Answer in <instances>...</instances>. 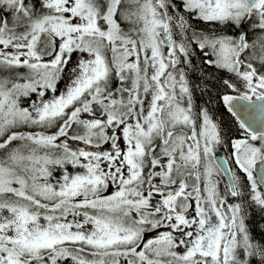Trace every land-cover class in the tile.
Listing matches in <instances>:
<instances>
[{
    "label": "snow or ice",
    "instance_id": "1",
    "mask_svg": "<svg viewBox=\"0 0 264 264\" xmlns=\"http://www.w3.org/2000/svg\"><path fill=\"white\" fill-rule=\"evenodd\" d=\"M0 264H264V0H0Z\"/></svg>",
    "mask_w": 264,
    "mask_h": 264
},
{
    "label": "flooded vegetation",
    "instance_id": "2",
    "mask_svg": "<svg viewBox=\"0 0 264 264\" xmlns=\"http://www.w3.org/2000/svg\"><path fill=\"white\" fill-rule=\"evenodd\" d=\"M194 63H199L198 60H194ZM209 71H212L209 69ZM198 72L196 74H193V80L196 82V77H197ZM198 78V77H197ZM215 88L210 89V94H205L202 95L199 90H195L194 94L196 97L197 103H204V102H209V107L214 109L217 112V115H220L221 113L223 114V118L227 121L226 127L228 124H231V122L235 119L234 117H231L230 113L226 111V109L223 107L222 103L217 101L215 99ZM226 150H219L218 154L222 157H225Z\"/></svg>",
    "mask_w": 264,
    "mask_h": 264
},
{
    "label": "trees",
    "instance_id": "3",
    "mask_svg": "<svg viewBox=\"0 0 264 264\" xmlns=\"http://www.w3.org/2000/svg\"><path fill=\"white\" fill-rule=\"evenodd\" d=\"M198 77V78H197ZM197 77H196V82L197 83H199V75H197ZM202 86V85H201ZM211 90H212V88H211Z\"/></svg>",
    "mask_w": 264,
    "mask_h": 264
},
{
    "label": "water",
    "instance_id": "4",
    "mask_svg": "<svg viewBox=\"0 0 264 264\" xmlns=\"http://www.w3.org/2000/svg\"><path fill=\"white\" fill-rule=\"evenodd\" d=\"M221 157V156H220Z\"/></svg>",
    "mask_w": 264,
    "mask_h": 264
}]
</instances>
